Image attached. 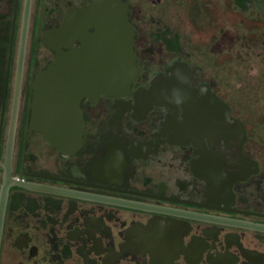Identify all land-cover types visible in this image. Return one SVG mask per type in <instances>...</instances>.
Listing matches in <instances>:
<instances>
[{"label":"flooded vegetation","instance_id":"flooded-vegetation-1","mask_svg":"<svg viewBox=\"0 0 264 264\" xmlns=\"http://www.w3.org/2000/svg\"><path fill=\"white\" fill-rule=\"evenodd\" d=\"M110 2L139 73L80 100L82 144L63 153L35 128L33 86L105 37ZM263 8L0 0V264H264Z\"/></svg>","mask_w":264,"mask_h":264},{"label":"water","instance_id":"water-1","mask_svg":"<svg viewBox=\"0 0 264 264\" xmlns=\"http://www.w3.org/2000/svg\"><path fill=\"white\" fill-rule=\"evenodd\" d=\"M110 6L114 9L113 24L104 31L105 37L100 41L97 34L88 49L69 55V60L58 54L33 86L35 128L63 153H73L82 144L80 100L92 93L129 92L139 73L133 50L134 33L127 24L125 10L117 2H110ZM174 85L156 79L148 94L156 103L167 101L174 112L173 97L166 93L175 90ZM177 89L190 88L182 85Z\"/></svg>","mask_w":264,"mask_h":264}]
</instances>
